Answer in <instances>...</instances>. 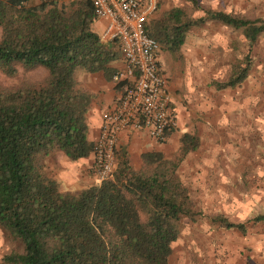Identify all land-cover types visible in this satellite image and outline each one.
<instances>
[{"label":"trees","instance_id":"16d2710c","mask_svg":"<svg viewBox=\"0 0 264 264\" xmlns=\"http://www.w3.org/2000/svg\"><path fill=\"white\" fill-rule=\"evenodd\" d=\"M162 1L143 23L162 50L177 51L190 27L206 21L241 28L249 47L264 31L263 18L212 9L195 17L189 4L194 10L197 0L158 12ZM95 18L90 0H0V74L45 70L39 81L0 82V228L21 245L4 254L2 264H168L183 222L245 230L244 222L204 212L181 182L177 168L197 148L195 134L178 137L172 158L143 153L137 169L115 151L109 176L76 192L61 191L48 175L44 161L51 151L74 161L93 146L85 119L92 95L74 81L73 71L112 80L121 57L116 41L104 42L92 30ZM248 66L232 64L215 87L238 85ZM116 86L123 92L132 83ZM246 222H264V215Z\"/></svg>","mask_w":264,"mask_h":264},{"label":"crops","instance_id":"0c3cea01","mask_svg":"<svg viewBox=\"0 0 264 264\" xmlns=\"http://www.w3.org/2000/svg\"><path fill=\"white\" fill-rule=\"evenodd\" d=\"M138 1L143 4L145 0ZM171 6L187 7V4L182 0H163L158 7V12ZM189 6L191 15L195 17L201 15L203 9H212L237 13L250 19H264V16L260 14L248 17L240 11H235L233 9L235 7L234 0H197V8L192 10L194 7L190 4ZM156 14L157 12L154 11L150 15ZM96 19L102 25L104 24L102 18ZM214 27L228 35L225 47L219 45L216 47L217 43L214 42L217 38L214 36L216 32L213 30ZM263 34L264 31L257 40ZM257 40L249 47L241 28H232L214 21H206L190 27L183 44L177 51H174L175 55L171 60L163 63L156 60L160 72L167 79L166 88L170 95V107L175 118L174 127L169 129L168 134L164 135L161 140L150 137L144 130H124L118 135L115 151H123L129 165L137 169L141 166L143 153L157 151L161 152L164 157L172 158L178 148V137L183 133L195 134L198 139L197 148L188 151L177 168L181 182L193 195L190 190L192 189L190 179H187L188 181L185 179L188 177L197 178L199 170L205 169L202 164L207 159L206 154H218V157L223 159L222 147L229 146L228 141L222 140L219 136L220 129L225 124L236 123L240 128H244L245 123L249 121L253 124L256 123L257 108L248 106L249 99L254 100L256 96L253 94V96L247 97V94L249 90L257 89V85L250 81L251 70L255 64L252 49ZM210 50H218V53H210ZM223 51L225 52L222 53ZM247 61L249 64L247 74L238 85L225 88L215 87L214 82H222L226 79L232 64L245 65ZM216 62L220 67H225L224 77L219 78L211 75L206 78L209 74L206 67H213L217 65ZM113 66L116 67V71H122L124 67L122 57L114 62ZM118 82H122V80ZM77 84L92 95L85 119L87 139L94 142L100 133L102 114L115 109L122 91L116 86V81L105 80L99 73H88ZM252 87L253 89H251ZM214 114L215 116H212ZM213 147H215V151H213ZM44 162L48 175L58 182L61 191L76 192L85 186L98 182L92 152L86 157L70 161L60 151L53 150ZM247 168L245 163L233 168L235 170L233 176L240 177L244 184L247 181ZM216 212L224 215L220 211ZM259 214L264 215V212L249 215L243 220H233L226 215L224 216L233 222H244V232H239L233 228L230 230L245 235L249 228L258 224L264 225V222L252 224L246 222ZM13 249L20 251L21 245L11 241L7 232L0 228V264H2V256Z\"/></svg>","mask_w":264,"mask_h":264},{"label":"rangeland","instance_id":"374dc122","mask_svg":"<svg viewBox=\"0 0 264 264\" xmlns=\"http://www.w3.org/2000/svg\"><path fill=\"white\" fill-rule=\"evenodd\" d=\"M234 2L233 9L245 16L254 14L264 16V0ZM91 28L100 35L104 24L95 18ZM213 30L216 31L214 33L217 38L214 42L217 43L216 47L217 45L225 47L228 35L216 27ZM212 52L217 54L218 50H210V53ZM173 55L175 52L158 48L156 60L163 63L171 60ZM252 55L255 64L251 70L250 81L257 85V89L249 90L247 97L253 94L256 96L254 100L249 99L248 102V106L257 108L256 123L249 121L245 123L244 128H240L236 123L225 124L219 132L222 140H227L229 145L222 147L224 158L221 159L218 154H206V163L204 162L206 165L202 164L205 169L199 170L197 178L185 179H190L192 186L190 190L193 194L190 195L204 212L220 211L233 220H243L249 215L264 212V34L254 45ZM206 68L209 71L206 78L211 75L224 77L225 67L217 64ZM87 74L85 70L77 68L73 71L72 77L78 82ZM44 75L45 70L37 67L13 78L0 74V82L12 85L23 77L29 81H39ZM244 163L248 166L246 184L240 177L233 176L235 172L233 168ZM171 247L168 264H264V225L251 227L245 235H241L235 230L212 227L205 220L183 222L180 234Z\"/></svg>","mask_w":264,"mask_h":264},{"label":"built area","instance_id":"2783aa9c","mask_svg":"<svg viewBox=\"0 0 264 264\" xmlns=\"http://www.w3.org/2000/svg\"><path fill=\"white\" fill-rule=\"evenodd\" d=\"M96 18L104 20L99 35L104 42L116 41L124 62L112 80L129 81L132 87L121 92L114 110L102 114L100 133L93 142L94 170L98 181L109 176L114 167L118 135L124 130H144L157 140L175 125L166 78L160 72L157 42L143 30L156 0H90Z\"/></svg>","mask_w":264,"mask_h":264}]
</instances>
